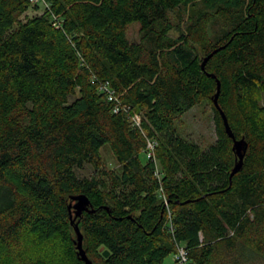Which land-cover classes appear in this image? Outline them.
I'll return each instance as SVG.
<instances>
[{"label":"trees","instance_id":"trees-1","mask_svg":"<svg viewBox=\"0 0 264 264\" xmlns=\"http://www.w3.org/2000/svg\"><path fill=\"white\" fill-rule=\"evenodd\" d=\"M33 1L0 0V244L15 257L7 264H84L68 211L80 194L94 210L75 220L92 264H164L177 246L188 264L264 259V0H37L49 11L19 22ZM189 7L192 22L172 37L170 14ZM131 24L138 43L126 37ZM196 33L208 37L203 55ZM207 74L220 83L235 138L246 154L256 147L253 165L243 159L231 180L236 156ZM101 83L125 109L113 112ZM198 105L215 124L205 147L175 127ZM103 145L119 175L102 168ZM85 165L101 178H79ZM28 236L59 249L23 257Z\"/></svg>","mask_w":264,"mask_h":264},{"label":"rangeland","instance_id":"rangeland-1","mask_svg":"<svg viewBox=\"0 0 264 264\" xmlns=\"http://www.w3.org/2000/svg\"><path fill=\"white\" fill-rule=\"evenodd\" d=\"M46 11H49V9H46L44 3L34 0L31 3L30 8L19 18V22L26 23L34 18L42 17L46 14ZM191 15L192 11L190 7L170 14L171 23L174 25V29L170 32L172 37H178L179 32L186 29V27L190 25L192 22L190 19ZM126 37L129 42L138 43L140 40L139 26L137 24L129 25L126 29ZM192 42L194 43L199 55H203L204 49L208 44V37L200 36L196 33L193 36ZM175 127L177 133L181 137L195 142L201 147H205L216 141L213 113L208 105H198L193 107L186 112L179 121L176 122ZM255 150L256 147L251 145L248 153L246 154L247 159L244 158L246 168L253 165ZM99 156L102 168L108 173H114L117 175L121 173V165L116 161L115 156L108 145H103L100 148ZM231 156V162L234 164V157L233 155ZM75 172L79 178H90L96 176L99 179L100 177V175H97V173L94 172V169L90 165H85L82 169H77ZM58 249L59 246L56 239L39 241L32 236H28L26 244L22 247V255L27 258L47 256L49 254H53V252H57ZM13 253V251L0 244V264H7L12 261V259L15 258L12 257L14 255ZM171 262L172 256H169L164 260V264H170ZM244 264H264V259L260 257L253 258L250 256L245 258Z\"/></svg>","mask_w":264,"mask_h":264},{"label":"water","instance_id":"water-1","mask_svg":"<svg viewBox=\"0 0 264 264\" xmlns=\"http://www.w3.org/2000/svg\"><path fill=\"white\" fill-rule=\"evenodd\" d=\"M224 47H220L218 49L213 50L210 54H208L206 57H204L200 67L202 70H204L205 65L207 61L216 54L219 50L223 49ZM209 77L214 79L216 81V93L212 98V103L215 107V109L218 111V113L221 116V119L223 121L224 129L228 137L232 140V151L234 152L236 156L235 164L231 170V173L229 175V179L231 180L232 176L235 175L237 172H239L243 165V159L246 154L248 145L244 141L243 138L237 140L232 133L227 118L224 114V112L221 110V108L218 105L217 98L220 90V83L216 79L214 75L207 74ZM68 211H69V219H70V225L73 227L74 233H75V248H76V254L78 259L83 262L84 264H92V262L87 257L83 247H82V234L80 233L78 222H75V220L79 217H81L82 213H93L94 210H92L90 202L88 198L85 195H75L70 197V203L68 204ZM104 255H107V253H104Z\"/></svg>","mask_w":264,"mask_h":264},{"label":"built area","instance_id":"built-area-1","mask_svg":"<svg viewBox=\"0 0 264 264\" xmlns=\"http://www.w3.org/2000/svg\"><path fill=\"white\" fill-rule=\"evenodd\" d=\"M54 25H56V24H54ZM99 90L106 95L108 100L115 102V105L113 107L114 113H118L121 109H125L118 103L115 96L113 95V92L109 89L107 83H101ZM130 120L136 126H139L140 117L138 115H131ZM147 147L149 149V151L147 153V157L150 158L153 156V149L154 148H153V145L151 143H148ZM172 261L176 264H188V251H187V249L185 247L177 246L176 252L172 255Z\"/></svg>","mask_w":264,"mask_h":264}]
</instances>
